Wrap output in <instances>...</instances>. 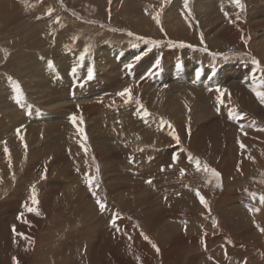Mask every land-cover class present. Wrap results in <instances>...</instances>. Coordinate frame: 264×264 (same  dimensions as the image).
<instances>
[{
  "label": "rangeland",
  "instance_id": "obj_1",
  "mask_svg": "<svg viewBox=\"0 0 264 264\" xmlns=\"http://www.w3.org/2000/svg\"><path fill=\"white\" fill-rule=\"evenodd\" d=\"M241 2L0 0V264H264V0Z\"/></svg>",
  "mask_w": 264,
  "mask_h": 264
},
{
  "label": "snow or ice",
  "instance_id": "obj_2",
  "mask_svg": "<svg viewBox=\"0 0 264 264\" xmlns=\"http://www.w3.org/2000/svg\"><path fill=\"white\" fill-rule=\"evenodd\" d=\"M167 2H168V0H164L165 4ZM188 3H189V0H184L185 8H187ZM231 3L234 4L235 7L240 9L241 11H243L244 8H245V5L241 2V0H231ZM162 10L163 9H161V11ZM49 15H51V10H49ZM188 15L189 16L191 15L190 11H189ZM225 15H227V13H225ZM153 19L156 21L157 24H160V15H159V13L156 16H154ZM185 19H187V16L185 17ZM161 31H163V28H161ZM128 35L131 36L133 34L132 33H128ZM139 39H143V38L140 37ZM144 42L147 43V44H152L153 46H159V42H157V41L145 40ZM201 42H203L202 34H201ZM169 44L172 47H177V46L181 47V48H184V47L192 48L193 47L192 45L183 44V43H181L179 45H175L171 41H169ZM133 46H135V45H133ZM202 51H207V48L206 47L203 48ZM139 59H141V58L137 57V60H139ZM225 59H227V57H225ZM80 60L83 61L84 60V56H81ZM254 63H258V62L254 61ZM50 67H54V66L50 65ZM126 67L128 68V70H131L133 68V65L132 64H128V65H126ZM76 74H77V69L73 68L72 69V75L76 76ZM92 78H93V73H92L91 70H89L88 79L91 80ZM261 86L264 87V82H262ZM14 90H15V93H16V96H15L16 102L19 104V103H21V101L23 99V95H22V90L20 88V85L18 83H14ZM216 91L221 92V95H223V91H226V90L217 89ZM116 95H118L121 98H123L125 100V103L131 102V100H132V89L131 88H126L123 91L118 92ZM256 96L259 99L260 103L264 104V91H256ZM218 100H219V97H218ZM220 102L223 103L222 100ZM141 107H142V105H141ZM144 114H145V116L148 115V113L146 111H145ZM229 116L232 119H242V117L236 116L232 112L229 113ZM70 119L73 122V124H75L77 118L75 116H72ZM82 122L83 121L81 119V123ZM162 123H164V122L162 121ZM169 127H171V125H169ZM261 130L264 131V129H261ZM78 131H80L81 135H83V129H78ZM19 132H20V130L17 129V134L18 135H19ZM170 134L173 136V139L176 141V143L179 144L180 143L179 137L174 132H172ZM20 139L23 140V136H21ZM85 139H86V137H85ZM25 147H26V145H25ZM82 147H83V145H82ZM244 147L245 146L243 144H241V148H244ZM4 151H5V153H8L9 150L7 149V147H5ZM141 151H142V149H141ZM9 164H11V160L10 159H9ZM196 168H197L198 171L201 170V164H200V161H198V160L196 161ZM203 170L207 171V172H211V174L216 177L217 181H219L220 174L218 172L214 171L213 169L208 168L207 165L203 166ZM183 174H184V172H183V170H181V175H183ZM98 177H99V167L97 166V179H98ZM146 182L148 184H151L152 180H148ZM86 183L89 185L90 188L92 187L93 181H92V178L90 176L86 178ZM217 186H219V183H218ZM31 191H32L31 201H32V204L35 205V204L38 203L37 198H36L37 194H36L35 185L32 186V190ZM93 194L95 195V193H93ZM197 195H199V193H197ZM253 198L256 199L255 194H253ZM258 200H259V203L261 205H264V195H260L258 197ZM200 201L204 205L205 208H208V203L202 196L200 197ZM96 202L99 205L100 212L103 213L106 210V205L98 197H97ZM25 207H27V205ZM27 210L30 211V212H36L37 215L40 214L35 208H28ZM249 211L250 212H259L260 209L259 208H251V207H249ZM113 226L114 227L116 226L115 225V221H113ZM213 226L214 227L218 226L217 222L215 220L213 221ZM257 228L261 231V233H264V227H260L259 225H257ZM12 231L14 233L16 232L15 226H13ZM17 235H21V234H17ZM145 239H147V237H145ZM152 246L154 248H156L157 252H159V248L155 244H153ZM13 259L15 261V264H19V261L16 260V258H13Z\"/></svg>",
  "mask_w": 264,
  "mask_h": 264
},
{
  "label": "bare ground",
  "instance_id": "obj_3",
  "mask_svg": "<svg viewBox=\"0 0 264 264\" xmlns=\"http://www.w3.org/2000/svg\"><path fill=\"white\" fill-rule=\"evenodd\" d=\"M205 1H208V0H205ZM178 2V1H177ZM176 4V3H175ZM209 9V8H208ZM172 11V10H171ZM105 49H109V48H107V46L105 47ZM113 49V48H112ZM108 53V52H107ZM112 56H114L113 54H116L117 56H116V58L117 57H119V56H121V55H125L124 53H121V52H119L118 50H111L110 52H109ZM134 53V52H133ZM68 54V53H67ZM66 54V55H67ZM72 54V53H71ZM135 54V53H134ZM128 55H130L129 53H126V56H128ZM122 59V58H121ZM65 61H66V59H64ZM132 60V59H131ZM74 61V60H73ZM144 62V61H143ZM70 63H71V61H70ZM110 63V62H109ZM113 64V63H112ZM114 65H115V63H114ZM153 65H151V67H152ZM118 67H120V66H118ZM139 67H141V69H143L144 68V66H143V63L141 64V65H139ZM195 67H198V66H195ZM117 68V67H116ZM121 69L123 68V67H120ZM34 69V68H33ZM35 69H40V67H39V63H37V66L35 67ZM43 69V68H42ZM119 70V69H118ZM142 71V70H141ZM145 71H146V69H145ZM145 71H143V72H145ZM188 71V70H187ZM125 72H127V71H125ZM196 73V72H195ZM194 73V74H195ZM109 74H110V72H109ZM190 74V73H189ZM188 74V75H189ZM103 75V74H102ZM105 75H107V74H105ZM97 80V79H96ZM102 83V82H101ZM96 85V84H95ZM119 85V84H118ZM115 86V85H114ZM114 88H116V87H114ZM80 89L78 88V91H79ZM98 90V89H97ZM86 91V90H85ZM96 91V90H95ZM111 91H113V90H111ZM137 91H139L138 89H137ZM103 92H105V91H103ZM102 92V93H103ZM101 93V94H102ZM112 93V92H111ZM96 94H97V91H96ZM94 95V94H92L93 96V99H92V102H90L89 104H87V106L85 107V108H82V109H84L85 111H100L99 110V108H102V107H104L105 105H106V103H101V101H100V103H97V100L99 101V97H97V99H96V96L97 95ZM75 95V94H74ZM103 96V95H102ZM101 96V97H102ZM75 98V100L76 101H80L81 102V100H77V99H83V98H88V97H84L83 95H81V94H78V95H76V96H74L73 97V99ZM91 101V100H90ZM107 105H109L108 103H107ZM82 106V105H81ZM84 106V105H83ZM244 171V170H243ZM244 177V176H243Z\"/></svg>",
  "mask_w": 264,
  "mask_h": 264
}]
</instances>
